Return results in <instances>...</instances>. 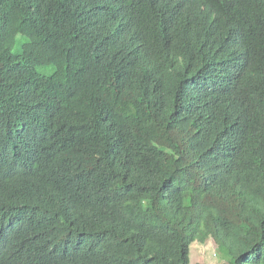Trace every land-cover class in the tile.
Masks as SVG:
<instances>
[{"label":"trees","instance_id":"16d2710c","mask_svg":"<svg viewBox=\"0 0 264 264\" xmlns=\"http://www.w3.org/2000/svg\"><path fill=\"white\" fill-rule=\"evenodd\" d=\"M5 107L0 264H264V0H0Z\"/></svg>","mask_w":264,"mask_h":264},{"label":"rangeland","instance_id":"374dc122","mask_svg":"<svg viewBox=\"0 0 264 264\" xmlns=\"http://www.w3.org/2000/svg\"><path fill=\"white\" fill-rule=\"evenodd\" d=\"M191 264H232L210 238L204 243H193L190 247Z\"/></svg>","mask_w":264,"mask_h":264},{"label":"clouds","instance_id":"9594fccd","mask_svg":"<svg viewBox=\"0 0 264 264\" xmlns=\"http://www.w3.org/2000/svg\"><path fill=\"white\" fill-rule=\"evenodd\" d=\"M6 112H7V107L3 108L0 111V127L3 124L2 116H4L6 114ZM1 113H3V114L1 115ZM24 127L25 126H23V125L9 126L5 129L0 128V132L3 133L4 135H6L7 137L11 138V139H16V138H19L22 136ZM12 132H16L18 134V136H12Z\"/></svg>","mask_w":264,"mask_h":264}]
</instances>
